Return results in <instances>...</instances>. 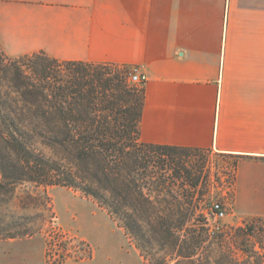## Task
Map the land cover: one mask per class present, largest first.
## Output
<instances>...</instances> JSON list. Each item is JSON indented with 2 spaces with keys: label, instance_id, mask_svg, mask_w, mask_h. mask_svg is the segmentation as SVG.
<instances>
[{
  "label": "crops",
  "instance_id": "1",
  "mask_svg": "<svg viewBox=\"0 0 264 264\" xmlns=\"http://www.w3.org/2000/svg\"><path fill=\"white\" fill-rule=\"evenodd\" d=\"M0 51L139 67L141 142L236 158L235 215L264 217V0H0Z\"/></svg>",
  "mask_w": 264,
  "mask_h": 264
},
{
  "label": "trees",
  "instance_id": "2",
  "mask_svg": "<svg viewBox=\"0 0 264 264\" xmlns=\"http://www.w3.org/2000/svg\"><path fill=\"white\" fill-rule=\"evenodd\" d=\"M30 57L31 75L15 65L8 70L12 95L0 93V188L30 182L79 191L136 237L181 230V203L155 201L145 191L191 180L189 158L205 150L141 142L144 89L128 84L126 68L121 84L94 63ZM107 111L112 121L101 117Z\"/></svg>",
  "mask_w": 264,
  "mask_h": 264
},
{
  "label": "rangeland",
  "instance_id": "3",
  "mask_svg": "<svg viewBox=\"0 0 264 264\" xmlns=\"http://www.w3.org/2000/svg\"><path fill=\"white\" fill-rule=\"evenodd\" d=\"M30 56L15 59L0 51L2 95H12L8 70L15 65L31 75ZM97 65L127 84L122 68ZM104 115L113 120L111 112ZM189 159L191 180L169 179L170 187L145 191L155 201L181 203L178 217L187 222L169 236L157 231L133 236L79 191L22 182L12 191L0 188V238L30 246L32 264H264V217L239 219L234 212L237 159L208 151L192 153ZM187 202L202 215L192 216ZM214 204L224 213L219 229L208 220Z\"/></svg>",
  "mask_w": 264,
  "mask_h": 264
},
{
  "label": "built area",
  "instance_id": "4",
  "mask_svg": "<svg viewBox=\"0 0 264 264\" xmlns=\"http://www.w3.org/2000/svg\"><path fill=\"white\" fill-rule=\"evenodd\" d=\"M127 75H128L129 82L137 86H143L147 81L146 75L141 72L139 67H132L128 69ZM211 212H212V217H209L208 219L209 223L212 222L213 225L217 229H219L217 222L224 217V213L218 204L213 205Z\"/></svg>",
  "mask_w": 264,
  "mask_h": 264
}]
</instances>
